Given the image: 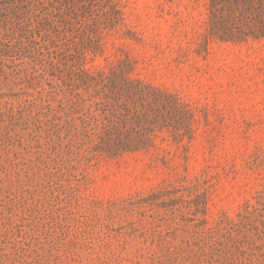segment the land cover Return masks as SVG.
<instances>
[{"label": "rangeland", "instance_id": "374dc122", "mask_svg": "<svg viewBox=\"0 0 264 264\" xmlns=\"http://www.w3.org/2000/svg\"><path fill=\"white\" fill-rule=\"evenodd\" d=\"M38 1L0 15V264H264V36Z\"/></svg>", "mask_w": 264, "mask_h": 264}, {"label": "trees", "instance_id": "16d2710c", "mask_svg": "<svg viewBox=\"0 0 264 264\" xmlns=\"http://www.w3.org/2000/svg\"><path fill=\"white\" fill-rule=\"evenodd\" d=\"M15 1L23 11L32 3V0H0V15L8 11L14 14ZM208 6L209 32L220 39L241 40L250 36H264V0H209ZM28 30L32 31V28Z\"/></svg>", "mask_w": 264, "mask_h": 264}]
</instances>
